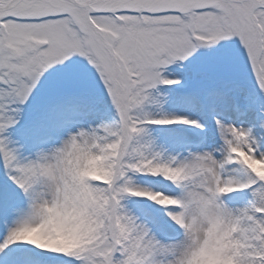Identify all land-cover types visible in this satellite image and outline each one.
<instances>
[{
  "label": "snow or ice",
  "instance_id": "6c2138e0",
  "mask_svg": "<svg viewBox=\"0 0 264 264\" xmlns=\"http://www.w3.org/2000/svg\"><path fill=\"white\" fill-rule=\"evenodd\" d=\"M0 264H264V0H0Z\"/></svg>",
  "mask_w": 264,
  "mask_h": 264
}]
</instances>
